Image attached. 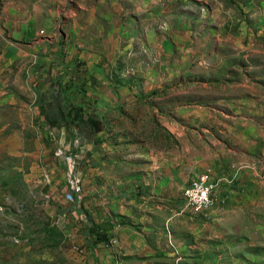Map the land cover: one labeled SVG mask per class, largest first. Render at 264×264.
Masks as SVG:
<instances>
[{
  "label": "crops",
  "instance_id": "obj_1",
  "mask_svg": "<svg viewBox=\"0 0 264 264\" xmlns=\"http://www.w3.org/2000/svg\"><path fill=\"white\" fill-rule=\"evenodd\" d=\"M3 14L14 44L0 50V262L80 264L75 245L88 264H194L197 250L212 262L213 222L256 201L193 215L220 200L195 212L185 186L210 171L252 188L264 157V0H7ZM75 63L103 128L78 138L82 194L69 202L53 152L74 131L48 128L37 91L71 83Z\"/></svg>",
  "mask_w": 264,
  "mask_h": 264
},
{
  "label": "rangeland",
  "instance_id": "obj_2",
  "mask_svg": "<svg viewBox=\"0 0 264 264\" xmlns=\"http://www.w3.org/2000/svg\"><path fill=\"white\" fill-rule=\"evenodd\" d=\"M6 3L7 0H0V50L2 49V41L14 44L10 29L4 26L5 15L3 14V8ZM6 45L8 46V44ZM9 50V48L5 47V53L9 52ZM31 61L26 64L27 70H31L33 66ZM201 102H203V98L201 97L190 100L189 96H183L182 99V104L186 106L198 105ZM167 144H169V142H166L165 146H167ZM202 145H204V143H202ZM207 146L208 148H216L213 143H207ZM182 152L184 155L183 145ZM256 160L257 168L259 169H256L257 173L255 175L249 177V181L252 184L251 189L242 183L241 185L240 183L236 184L233 180L234 183H230L229 180L231 179L228 180V178L225 177L226 175L224 177H215L210 171H205L210 173L213 180L221 181L224 179L221 187L219 188L218 186L215 195V201L220 200V203L209 212L197 214H193L191 210L186 209L185 205H183V208L187 211L189 210L193 215L208 216L217 212L218 215L223 214V209L226 208L229 199L245 198L248 201L250 199L256 201L251 205L247 204V211H245V214L235 213V211H237L236 207L232 208L229 215L226 216L225 213L222 219V224H224V226L218 220L213 222L211 226H214L215 234L214 237L209 240L208 245L209 247H212L214 251V259L211 262L209 260L210 257H207L206 261L205 254H203L202 251L197 250L194 264H264V157H259ZM244 168L243 165L232 167L234 174L236 173V177H241L242 173H244ZM243 175L250 174L245 173ZM244 179L247 180L245 177ZM223 188L227 191L225 196H223ZM216 218L218 217L216 216ZM231 227H233V230H230ZM203 236L204 230L200 237L205 241V237ZM56 237L57 236H55V238ZM1 258L0 264H17L16 256L10 259L7 257V254H4ZM55 259H58V255H55Z\"/></svg>",
  "mask_w": 264,
  "mask_h": 264
},
{
  "label": "trees",
  "instance_id": "obj_3",
  "mask_svg": "<svg viewBox=\"0 0 264 264\" xmlns=\"http://www.w3.org/2000/svg\"><path fill=\"white\" fill-rule=\"evenodd\" d=\"M83 66L80 63L69 65L71 83L65 86L52 84L45 92H37L42 99L39 103L40 112L48 128L74 131L73 139L91 141L102 130L103 121L98 111V102L87 99L82 103L81 98L86 96L84 84L74 82L77 79L75 75L84 71ZM69 87H73V90L67 92ZM97 240L101 239L98 237Z\"/></svg>",
  "mask_w": 264,
  "mask_h": 264
},
{
  "label": "built area",
  "instance_id": "obj_4",
  "mask_svg": "<svg viewBox=\"0 0 264 264\" xmlns=\"http://www.w3.org/2000/svg\"><path fill=\"white\" fill-rule=\"evenodd\" d=\"M73 90V87H69L66 91L70 92ZM49 138L51 141H55V133L51 131L49 133ZM80 148V142L78 138L72 139L68 145L62 147H56L54 149L53 155L56 159L61 160L66 167V174L68 178V186L70 193L66 195V199L69 202H75L79 200L80 195L82 194V176L76 174V168L78 165L77 158L73 153L74 149ZM224 182V179L217 181V183H209V173H200L192 178L185 187H192V202H206L212 201V198H206L207 189L213 188L215 185H221ZM225 196V195H224ZM77 198V199H76ZM195 214V213H193ZM73 252L79 253L82 256V263L88 264L84 261V249L80 246H73Z\"/></svg>",
  "mask_w": 264,
  "mask_h": 264
},
{
  "label": "bare ground",
  "instance_id": "obj_5",
  "mask_svg": "<svg viewBox=\"0 0 264 264\" xmlns=\"http://www.w3.org/2000/svg\"><path fill=\"white\" fill-rule=\"evenodd\" d=\"M210 174V173H209ZM209 183H217L213 181L209 176ZM218 185H215L211 189H207L206 191V198H212V201H206V202H192V187H189L186 193V205L188 208L193 209L195 212H200L210 206L214 203V198L216 195Z\"/></svg>",
  "mask_w": 264,
  "mask_h": 264
}]
</instances>
